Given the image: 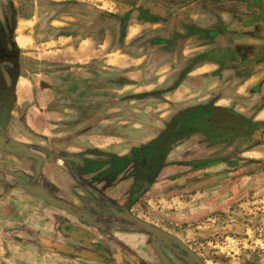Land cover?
<instances>
[{
	"label": "crops",
	"instance_id": "1",
	"mask_svg": "<svg viewBox=\"0 0 264 264\" xmlns=\"http://www.w3.org/2000/svg\"><path fill=\"white\" fill-rule=\"evenodd\" d=\"M259 1L0 0V23L12 28L19 54L7 138L27 144L42 158L48 152L73 157L41 163L0 149V264H149L151 259L161 264L151 234L119 211L130 209L156 226L177 221L178 213L152 211L168 207L166 191L177 184L197 197L208 188L214 205L222 199L226 207L249 202L250 191L264 203ZM108 71L124 79L90 85L92 76L98 81ZM171 76H176L172 82ZM64 91L79 93L82 115L60 101ZM124 91L133 94L120 101ZM139 92L144 93L142 104L133 97ZM105 100L113 108L148 106L140 116H148L149 132L168 122L175 108L186 107L174 120L190 109L196 113H187L178 124L203 113L212 122L215 109L225 108L247 121L253 133L212 124L207 130L181 131L177 124L173 151L165 159L166 147L161 148L163 161L157 164L150 153L144 165H150L151 174L140 185L135 165L128 174L119 173L111 166L114 157H130L135 149L162 141L152 142L153 132L152 140L137 145L136 124L133 131L129 126L137 113L133 119L119 118L116 110L107 114ZM46 142L50 148L43 146ZM205 152L214 156L197 169L198 158L191 156ZM175 154L182 156L170 167ZM104 161L110 163L98 166Z\"/></svg>",
	"mask_w": 264,
	"mask_h": 264
},
{
	"label": "rangeland",
	"instance_id": "2",
	"mask_svg": "<svg viewBox=\"0 0 264 264\" xmlns=\"http://www.w3.org/2000/svg\"><path fill=\"white\" fill-rule=\"evenodd\" d=\"M78 12L81 14L80 10ZM93 15L94 14L92 13V15L90 16L92 17ZM91 17L90 19H92ZM46 29L47 28H44V30ZM175 77L176 76H171L170 82L175 80ZM43 78L44 76L39 77V82H41ZM92 78V84L90 83V85L92 86H96L98 82L109 85L116 80L118 81L119 78H121L122 80L124 79L123 76L118 78L117 75H113L112 72L109 71L105 72L104 75L99 76L98 81L96 75L92 76ZM42 82L38 83V85H41V87ZM130 94L133 93H131L130 91H124L123 93H121L120 101L122 99H128L130 97ZM143 95V92L136 93L135 96L133 95V97H135L134 99L137 98L136 100H141L140 103L137 104L143 103V101L145 100ZM80 98L82 97H80L79 93L71 94L70 91H64L59 97L60 101H66L65 104L68 105L67 109L70 110L72 114H76L77 116L83 114L81 113L82 106H84L83 103H81L83 99L80 100ZM105 102L106 104H110V107L106 106L105 108L106 112H111L107 114H114L112 112H115L113 110H116V112H119L120 114V116H118L119 118L133 119L134 116H131V114L137 113L135 115V123L131 122L129 124V126L131 127V131H133V125L136 124L134 128L136 129V133L138 136V140L136 143L137 145L143 146L141 142L152 140L150 138L152 136V133L156 130L149 132L148 126L152 124L148 121V116H140V112H148V106L145 107L142 105H135L131 107L118 106L116 108H113L108 100H105ZM96 108L97 107H94L93 111H95ZM186 109L188 108H175L168 122L163 125L161 124V126L160 124L157 126L153 125L156 128H158V126L160 127L158 131L155 132V136L152 142H156L157 140H159L167 130V128H169V126L172 124L174 118L180 112ZM196 116L197 117H194L195 119L193 118L188 119L187 121H181V123L178 124V126L180 127L179 130L192 131L193 129L199 130L200 128H204L206 130L209 129V120L206 115H204L203 113ZM206 141L208 142V139H204V142ZM251 142L252 140H250V143ZM176 143V138L174 139V141H169L167 147L165 148V159L167 158L168 154L173 151V146ZM29 145L33 148H36L35 146H37L36 143H29ZM47 145L48 142L44 143L43 146L48 147ZM242 145L244 146V143ZM240 146L241 145H239V147ZM235 150L236 149H234L233 152H235ZM208 154L209 153L205 152L201 156L195 154L191 156V158H194V156L198 158L196 159V165H198L197 169H199L200 165L206 164V158L212 159V156H214L210 155L211 157H208ZM181 156L182 154H175L173 156L174 160L169 163V165H172L170 167H174L178 162L177 158L180 159ZM223 156L220 157V155H217L216 158L217 160L222 159L223 161L225 158ZM233 158V162H237V164H240V159L237 158V156H233ZM154 169L156 170V168ZM134 171H136L135 173L138 174L141 178V172L137 170ZM208 174L210 173H202L201 176L206 177L208 176ZM123 176H125V174ZM204 191H206V193ZM255 193L256 191H250L249 202H238L234 203L231 207H226L223 199L215 205L210 203L211 197L209 195L208 188L202 191L200 197H197V192L194 191H191L190 193H183V190H181L180 186H178L177 184L173 190L170 189L166 191V195H168L167 198H169L168 207H162L161 209V206L159 205V209L158 207H152V211L157 214H163V216H166V214L178 213L180 215L179 219L177 221L163 220L162 222H159L160 224L158 226H154L162 229L165 232H171L170 234L172 236L186 244L189 249L198 256L201 264H264V219L259 216L264 214V203L256 202L257 198ZM176 195L179 196L176 197Z\"/></svg>",
	"mask_w": 264,
	"mask_h": 264
},
{
	"label": "flooded vegetation",
	"instance_id": "3",
	"mask_svg": "<svg viewBox=\"0 0 264 264\" xmlns=\"http://www.w3.org/2000/svg\"><path fill=\"white\" fill-rule=\"evenodd\" d=\"M259 3L260 4L262 3L261 4V8H263L262 19L264 20V6H263L264 0L262 2L259 1ZM12 31H13L12 28L9 27L8 24L3 25L0 23V103L4 101V99H6L8 91H10V89H13L16 86V81L18 77L17 64H18L19 54H18L15 44L12 42ZM14 94H15V89H14ZM11 105L13 106V103H11ZM193 111L189 112L190 117L193 114L195 115L196 112L195 110ZM214 114H215V111L213 115ZM184 116L188 117L189 115L186 113ZM184 116L182 115L180 119ZM209 124H212L210 119H209ZM169 128H167V130L164 132L160 146L158 145L157 148H151L150 150H146V149L144 150L147 152V155L150 154L149 152H151L152 154L154 153V156L156 158L154 157L153 160L155 161L156 164H157V161L159 160L163 161L162 159L163 155L161 154L160 149L163 148L164 146L167 147V144L169 143V141H172V131L169 132ZM152 149H153V152L151 151ZM132 155L134 156V159H135V163H134L135 168H137V171L141 172V178L138 174L134 173L136 176L135 178H137L136 179L137 182L140 183L141 185L142 182L145 183L146 180H148V174L149 175L151 174L148 171V166L150 167V165L147 166L148 164L147 161H149V158L151 157V155H148L147 161H144L145 163L147 162L145 168H144V165L142 167L141 163L137 162V153L134 152ZM136 163L138 164V166H141V167H138ZM81 169H82L81 167L80 168L78 167L75 170V172L80 175V172L83 170ZM127 211L130 212L131 210L130 209L120 210L119 211L121 213L120 216L126 217L125 215ZM131 214L133 215V213ZM112 218L114 220H117L115 216H113ZM149 241L153 245V251L155 255L157 256V259L161 262V264H201V262L195 259L189 252L184 250L179 244L174 242V240H172L169 237L161 236L157 234H151ZM149 264H156V261L154 259H151Z\"/></svg>",
	"mask_w": 264,
	"mask_h": 264
},
{
	"label": "water",
	"instance_id": "4",
	"mask_svg": "<svg viewBox=\"0 0 264 264\" xmlns=\"http://www.w3.org/2000/svg\"><path fill=\"white\" fill-rule=\"evenodd\" d=\"M14 89H10L8 91V94L6 96V99L0 103V149L2 150H7L11 153H18V154H26L29 157L38 159L41 163L42 162H54L58 160H70L73 159L72 156L70 155H61V154H56L55 152H48V156L46 158H42L36 153H34L31 148L22 142L16 141V140H10L7 138L6 135V127H7V122L8 118L12 109L11 103H14L15 101V94H14ZM190 110H187L186 113H189ZM182 115L178 116L172 124L169 126V132L174 130L175 126L178 124V121ZM2 120V121H1ZM212 127L216 128H230L238 131H243L246 132L247 130L250 131V124L245 121L242 117H240L238 114H235L228 109L225 108H216L215 109V114L212 116ZM253 132L250 131V134ZM160 141L162 140L159 139ZM128 220L133 223L137 228H141L150 234H157L161 236H166L174 240L177 244H179L184 250L189 252L195 259H197L200 262V259L196 254H194L188 246H186L182 241L176 239L172 235L166 233L162 229L152 225L149 222H146L139 217H136L132 215L129 211L126 212L125 215Z\"/></svg>",
	"mask_w": 264,
	"mask_h": 264
},
{
	"label": "trees",
	"instance_id": "5",
	"mask_svg": "<svg viewBox=\"0 0 264 264\" xmlns=\"http://www.w3.org/2000/svg\"><path fill=\"white\" fill-rule=\"evenodd\" d=\"M261 132H262V134H261L262 136L261 137H264V129ZM157 146L158 145H156V144H150L148 146H143V148H141L140 150L135 149L133 151V152H136L137 153V162L141 163L142 167H143V165L145 163L144 161H147L148 155H150V154L147 155V152L144 151V150L145 149L146 150H150L151 148H157ZM151 151L153 152V149ZM144 153H146V154H144ZM149 153H151V152H149ZM114 159H115V161H113V163L111 164V166L114 168V170L118 171L119 173H122L123 171L127 170V174H128L129 171H130V168L133 169L132 168L133 167L132 164L135 163V159H134V156L133 155H131L130 157H123V158L114 157ZM159 161H157V162H159ZM107 163H110V162L104 161V162H101V164H99L98 166H102V165L107 164ZM137 166H138V164H137ZM145 166H146V164L144 165V168H145ZM139 167H141V166H139ZM131 173L134 174V172H131ZM134 179H137V178H134Z\"/></svg>",
	"mask_w": 264,
	"mask_h": 264
}]
</instances>
